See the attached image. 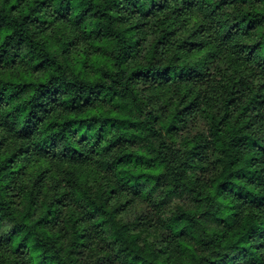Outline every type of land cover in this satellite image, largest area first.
<instances>
[{
    "label": "trees",
    "instance_id": "obj_1",
    "mask_svg": "<svg viewBox=\"0 0 264 264\" xmlns=\"http://www.w3.org/2000/svg\"><path fill=\"white\" fill-rule=\"evenodd\" d=\"M0 264H264V0H0Z\"/></svg>",
    "mask_w": 264,
    "mask_h": 264
},
{
    "label": "rangeland",
    "instance_id": "obj_2",
    "mask_svg": "<svg viewBox=\"0 0 264 264\" xmlns=\"http://www.w3.org/2000/svg\"><path fill=\"white\" fill-rule=\"evenodd\" d=\"M154 35L153 33L149 34L148 40L151 41L153 39ZM155 198H157V195L153 196L152 198V203L154 202V200H156ZM151 202H149L148 200H142L138 205L137 203L134 204L132 207L128 208L127 212H125L122 216V220L123 221H133L136 216L141 217V216H148L149 214H152V217L157 216L158 212L157 211H152L153 210V206ZM174 206H169V208L167 207L166 209V214L170 213L169 209L173 208Z\"/></svg>",
    "mask_w": 264,
    "mask_h": 264
}]
</instances>
